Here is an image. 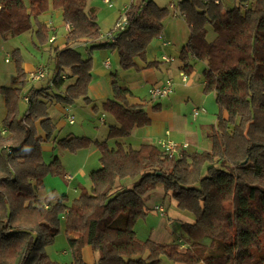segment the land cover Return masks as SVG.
I'll use <instances>...</instances> for the list:
<instances>
[{
	"label": "trees",
	"instance_id": "trees-1",
	"mask_svg": "<svg viewBox=\"0 0 264 264\" xmlns=\"http://www.w3.org/2000/svg\"><path fill=\"white\" fill-rule=\"evenodd\" d=\"M171 4L174 9L142 0L127 8V29L113 43H104L88 0H0L5 41L35 32L42 45L49 42L51 31L40 20L45 14L60 13L71 26L65 47L54 50L55 71L45 79L47 87L24 90L28 74L20 50L13 52L14 86L0 87L6 107L0 126V264H89L83 256L87 247L98 254L94 264H161L163 257L180 264H264V0H235L230 7L225 0ZM176 13L190 30L179 58L182 72L190 74L196 61L205 63L203 92L214 93L220 109L205 135L210 149L169 156L155 144L134 149L121 142L151 119L147 101L131 103L132 90L114 72L111 97L101 105L102 117L110 115L118 123L109 125L108 139L56 142L72 153L92 145L99 149L101 168L90 174L91 189H82L71 204L67 196H41L45 178L65 170L58 158L44 159V144L57 131L49 106L94 103L89 88L95 50L118 51L121 71H139L138 61L158 68L160 62H147L148 47ZM88 42L86 58L77 46ZM22 97L29 104L24 115ZM93 110L100 111L97 105ZM158 187L178 210L196 218L184 224L185 250L176 242L141 240L136 233L135 225L148 215L146 198ZM62 232L70 244L68 263L47 252Z\"/></svg>",
	"mask_w": 264,
	"mask_h": 264
},
{
	"label": "crops",
	"instance_id": "crops-1",
	"mask_svg": "<svg viewBox=\"0 0 264 264\" xmlns=\"http://www.w3.org/2000/svg\"><path fill=\"white\" fill-rule=\"evenodd\" d=\"M170 5L171 1L169 2L168 6ZM55 14H58L61 18L60 13H50L49 15L54 16ZM175 18L176 19L167 23L163 34L164 37L162 36V39H158V42L154 46L153 44L150 45V49L147 51V62H160V66L158 68L147 67L146 62L138 61V66L140 68L139 71L131 69L121 73L122 86L130 88L133 92L131 103H141L142 100L140 99V96H143V92L145 91L149 94L150 88L155 83L162 82L167 79H173L175 82V92L170 97L152 101L155 103L148 105L147 112L151 119V123L145 127L136 128L130 137L126 139H120L121 142L130 144L134 149L140 148V146L143 144L157 145L159 140L164 139H168L169 141L180 145L188 144V149L186 152L189 153L200 150H209L211 147L210 143L206 140L205 135L207 132H210L217 123V121L214 123V120H212L210 118L211 116H209L210 112L217 110L215 108L217 103L216 95L213 93L214 96H211L203 92L205 85L204 78L198 77V72H195L194 69L192 72H190V74H188V82L184 83L182 81V63L179 58L183 47L189 40L190 30L185 20L178 17ZM47 26H49L50 31L55 38L51 45L54 47V49H63L67 40L65 33H69L66 24H64V31L62 32L59 31L58 28L53 24V21L47 23ZM111 32L112 31L109 33ZM115 35L117 34L115 33ZM107 40L108 41L106 42L113 43V40L109 39L108 37ZM165 41H167L168 44H165ZM103 42L106 43L105 41ZM91 46L92 43L90 42L83 44L85 49H88ZM93 58L94 80L90 85L89 94L91 98L101 106L103 102L107 101L111 97L112 91L110 87V79L114 72L119 71L120 55L116 50L100 49L94 52ZM166 59H169V61ZM34 70V67L26 65L27 73ZM83 104L77 105L79 107L75 105L69 106L74 118L75 116L76 118L81 116V118L84 120V115L82 114L85 111V107ZM52 107H57L62 112V116H65L64 106L54 104ZM50 109L49 112L51 113ZM196 109H205V112L201 111L197 118H194L193 112ZM106 117L110 118L109 125L118 124L116 119L112 116L108 115ZM101 123L106 124L105 119L104 121H101ZM75 124L76 121H74V124L72 125ZM109 125L104 129L97 128L96 132L93 134L90 132L92 141L102 142L107 140L109 135ZM84 134H86L85 131H83L80 136H84ZM111 143L112 147L116 146L115 141ZM84 150L85 156L79 166L71 167L67 165V168H64L67 171L63 174L64 179L66 176H71V174H74V176H72L70 181L65 179L64 189L61 193L58 192L59 195H62H54V199L67 196L69 200L68 204H71L72 199L70 198V193L73 191L74 194H78L79 191H81V188H87L86 186H88V178L90 177V174L101 168V153L99 149L95 145H92L90 148ZM43 191L44 189L41 192ZM43 197L50 196L43 195ZM168 199L171 198L166 196L163 188L159 187L147 196L146 206H148L150 211H153V215L149 214L148 212V218L150 219L151 227L146 223L144 224V226L149 228V230L146 231L148 235L141 234V240H144V237H146L158 243H172L171 237L174 233L173 229H175L176 224L165 220L169 217L167 203L168 201L171 203V200ZM166 200H168L167 203H165ZM159 206H163L165 208V214H162L158 211L157 208ZM136 233L138 235L137 231ZM179 242L180 248L182 250L188 248V244L181 240H179ZM86 254L90 258L89 262L85 258ZM96 254L97 253L89 247L83 250L84 259L89 264H94L98 260V254L97 257ZM64 255H69V251L66 250Z\"/></svg>",
	"mask_w": 264,
	"mask_h": 264
},
{
	"label": "rangeland",
	"instance_id": "rangeland-1",
	"mask_svg": "<svg viewBox=\"0 0 264 264\" xmlns=\"http://www.w3.org/2000/svg\"><path fill=\"white\" fill-rule=\"evenodd\" d=\"M161 7L163 6H168L169 2L171 0H155ZM226 4L228 7L233 6L235 4V0H225ZM112 2V7H110L108 4L104 3V0H88V10H94L97 15V19L101 28V33H102V42L103 41H108L107 40V34L110 31H115V26L118 23V20L120 17L125 16V12L127 8H135L139 6V4L142 2V0H111ZM133 8V9H134ZM90 12V11H89ZM94 12V13H95ZM58 16V17H56ZM180 19L185 20L182 17H178ZM176 19L174 16L168 18L165 23H164V30L166 29V25L168 22ZM41 22H44L45 24L49 23L50 21H53V24L58 28L59 31H64L63 26V20L60 18L58 14H55L54 16H50L49 14H45L40 17ZM34 21V27H36V21ZM47 21V23H46ZM186 22V21H185ZM187 23V22H186ZM70 26L69 24H67ZM49 28V26H48ZM50 29V28H49ZM68 29V27H67ZM163 30V34H164ZM118 30H116L117 32ZM51 34V37H53V34ZM67 33H65L66 35ZM162 34V36H163ZM164 37V36H163ZM51 39V38H50ZM158 42V39L154 40L150 45L153 44V46ZM40 38L37 36L35 32H29L25 33L19 37H14V38H9L8 40H4L0 37V87L1 86H7L11 87L14 86V82L17 76V71H16V64L13 58V52L16 50H20L21 54L24 58V63L23 67L26 71V65H30L31 67H34L36 70L37 68L44 67L46 70V78H51L52 74L55 71V52H54V47L51 45L52 43L47 42L42 45L40 44ZM150 45L148 47V51L150 49ZM89 49H85L83 47V44L79 45L77 47V50L84 55V57H89ZM62 50V48L59 49V51ZM100 50V49H98ZM95 50V51H98ZM94 51V52H95ZM94 52L92 54V57H94ZM147 58H148V52H147ZM9 60L8 62L6 60ZM94 62V58H93ZM194 70L195 72H198V77L202 78L203 77V71L205 69V63L196 61L194 62ZM34 70V71H35ZM131 70V69H130ZM136 70V69H135ZM128 71V70H127ZM31 72L30 71L28 74V82L25 85L24 90L27 91L30 88H44L47 87L48 80L42 79V80H32L31 78ZM125 71H121L119 67V76H120V82L122 83L121 79V73ZM112 77V76H111ZM111 80V79H110ZM144 95L140 96V99L142 101H147L148 105L155 103L151 101L150 94L148 92H143ZM25 95V94H24ZM207 95L214 96L213 93H209ZM91 97V96H90ZM139 97V96H138ZM150 98V99H149ZM84 103V104H83ZM79 104H83L85 107V111L83 112L82 115H84V120L81 118V116L77 117L75 116V125H70L69 122L67 121L66 116H62V112L57 108V107H52L54 104H51L49 108H51V117L53 118L55 124L57 125V131L55 133V136L52 141L45 143L44 144V159L46 160L47 163H51L54 161L55 158H58L62 165L63 168H67L66 166H79L82 163V160L85 156V150L81 149L80 151H77L75 153L69 152L68 150L62 149L57 145V141L66 137H87L91 139V133H95L97 128H106L110 124V118L106 117L108 115H104V119L106 121V124H102L100 121V117L103 115V110H101V106L97 104L95 101L92 104H87L83 100L78 101L74 105L77 106ZM86 104V105H85ZM94 105H97L99 107V112L96 113L93 110ZM72 106V105H71ZM79 107V106H77ZM83 107V106H81ZM208 107V106H207ZM215 108L217 109L214 112H210L209 116L212 120H214V123H216L218 119V114L220 112L219 106L216 103ZM79 109V108H78ZM29 110V104L25 100L24 97L21 98L19 101V111L21 115H24L27 111ZM81 112L80 110H78ZM6 114V107H5V101L4 97L0 95V126L3 124V119ZM74 114V113H73ZM85 131L86 134L84 136H80L82 132ZM91 132V133H90ZM92 140V139H91ZM55 142V143H54ZM91 147V146H90ZM88 147V148H90ZM85 148V149H88ZM202 151V150H200ZM67 171L64 170V173ZM63 173V174H64ZM63 174L58 176V177H52V176H47L45 178V188L43 192H40L41 196L43 195H48L52 197L53 199L55 196H61L62 194H58L62 192L64 189V184H65V179L63 178ZM71 176H74V174H71ZM88 186L87 188H81L82 189H91V180L90 177ZM87 179V181H88ZM162 188V187H159ZM79 191L78 194H74L73 191L70 193V198L72 199V202L77 199L81 193ZM171 200V203L170 201ZM165 201L168 205V214L169 217L166 218V221L172 222L175 225V229H173L174 233L171 237L172 243L176 242L180 245L179 240L183 238L184 235H186V232L184 230V224H190L195 221V216L187 213V212H182L177 209L173 199H168ZM163 201V200H162ZM71 202V203H72ZM146 209L148 210L149 214L153 215V211H150L148 206H146ZM159 220V219H157ZM148 224L151 227L150 224V219L148 218V215L142 219H140L137 224L135 225V230L138 232V237L142 239L141 234H146V231L149 230V228L145 227L144 224ZM64 231V230H63ZM145 238V239H144ZM143 239L146 240L148 238L144 237ZM182 241V240H181ZM66 250H70V244L65 236V232H62L60 236L56 239V242L50 246L47 247V252L51 256V258L55 261L61 262V263H68L70 262V256L69 255H64V252ZM184 250V249H183ZM97 257V254H96ZM95 257V259H96ZM86 260L89 262L90 258L86 254L85 256ZM161 264H175L171 261L168 260V258L163 257Z\"/></svg>",
	"mask_w": 264,
	"mask_h": 264
},
{
	"label": "built area",
	"instance_id": "built-area-1",
	"mask_svg": "<svg viewBox=\"0 0 264 264\" xmlns=\"http://www.w3.org/2000/svg\"><path fill=\"white\" fill-rule=\"evenodd\" d=\"M172 1H176V0H171V2ZM104 3L108 4L110 7H112L111 0H104ZM170 8L174 9L175 8L174 4H171ZM178 16H179V14L176 13L175 17H178ZM128 25H129V18L127 16V10H126L125 16L124 17L122 16V18L116 24L115 31L107 34V37L109 39L113 40V42H114L115 36H116L115 33L117 34L118 32H122V31L126 30ZM66 27H68V31L71 30V26L66 25ZM53 30H54V28H53ZM116 30H118V31L116 32ZM159 39H162V36ZM54 40H55V38L52 37L50 39V43H53ZM164 43L168 44L167 41H165ZM166 60L169 61V59H166ZM6 61L8 62L9 60L7 59ZM31 78H32V80L45 79L46 78L45 68L44 67L37 68L35 71L31 72ZM181 78H182V81L184 83L188 82V74H186L185 72H182ZM174 92H175L174 80L173 79H167L165 81L155 83L150 88L149 94H150V97L152 100L157 101V100H161V99H165V98L170 97ZM26 101H27V99H26ZM201 111L205 112V109L194 110V112H193L194 118H197V116L200 114ZM65 116L71 125L74 124L75 118L72 115L69 107L65 108ZM101 121H104V116L102 117ZM157 145L163 151H165L169 156H178L181 152H184L188 149V144L180 145V144L174 143L172 141H169L168 139L159 140ZM65 179L70 181L72 179V176H66ZM157 209L162 214H165V208L163 206H159Z\"/></svg>",
	"mask_w": 264,
	"mask_h": 264
}]
</instances>
